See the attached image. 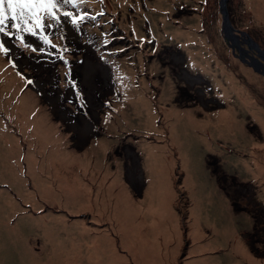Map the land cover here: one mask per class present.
I'll use <instances>...</instances> for the list:
<instances>
[{"label": "rangeland", "instance_id": "obj_1", "mask_svg": "<svg viewBox=\"0 0 264 264\" xmlns=\"http://www.w3.org/2000/svg\"><path fill=\"white\" fill-rule=\"evenodd\" d=\"M253 2L228 0L239 46L264 51ZM64 8L90 18L46 20L52 44L20 32L23 46L11 20L0 33V264H149L140 219L174 229L167 264L264 261V74L224 36L220 0ZM229 108L234 137L178 123Z\"/></svg>", "mask_w": 264, "mask_h": 264}, {"label": "bare ground", "instance_id": "obj_2", "mask_svg": "<svg viewBox=\"0 0 264 264\" xmlns=\"http://www.w3.org/2000/svg\"><path fill=\"white\" fill-rule=\"evenodd\" d=\"M157 1H162V0H157ZM228 7H229V4H228ZM252 7L256 13L255 17L260 16L261 18L264 19V4L261 1L254 0V2L252 3ZM231 19H232V17H231ZM240 38H241V36H239V40H240ZM182 39L187 40L186 38H182ZM235 39H238V38L236 37ZM238 52L240 53V55H242L239 50H238ZM254 54H256V51L254 52ZM245 56H247V55H245ZM204 61L206 62V60H204ZM168 87H170V85ZM235 90H236V92H239V93L241 91H244L243 88H240L239 86H237L235 88ZM226 112L222 113L219 117H216V119H212V117L200 119L193 113L192 110H190V113L187 112L184 115L182 113V115L178 118L180 120V122H178V123L183 128L185 127L184 128L185 131L191 128L192 132H195L196 134H198L197 131H200V130L201 131H207L208 127L214 126L216 128V130H218L217 132L224 135L225 137H234L235 136L234 133L236 132V128L240 127V123H239V121L237 119V115H235L233 109L229 108ZM259 112H258L259 114H257V117H264V106H262V109ZM175 115H176V119H177V114L175 113ZM183 119H185V120L182 121ZM188 119H190V121H188ZM263 119H261V121H263L262 123L264 126V120ZM231 127H233V128H231ZM204 135L205 136H200V135L199 136L202 138H205L207 136V133H204ZM173 143L175 144V142H173ZM261 145L263 146L264 142ZM262 148H263L262 151L259 150V152H258L256 150V152L260 156L264 155V147H262ZM212 150L219 152L218 150L215 149V147H212ZM258 159L264 165V160H263L264 158H258ZM59 187L61 188V186H59ZM59 187H58V190L60 189ZM86 190L84 193H86ZM43 192H44L43 193L44 197H50L49 195H47L45 193L44 190H43ZM80 194H82L81 191H80ZM107 198L110 199V196L108 195ZM85 199H86V201L84 203H86L87 205L93 206L95 204V203H93V200L90 199L91 201H89V196H86ZM209 201L211 202V200H209ZM140 221L144 225V227L146 228V231L148 232V236H146L143 239L141 238L140 239L141 241L138 244V246H139V248H142V250L146 253V258L150 259L151 262H149V264H167V261H169V258H171L176 253V248L171 250V247L169 246L170 242H168V241H171L173 239H176V237L173 234L174 229L173 230L169 229V230L165 231V234H164L163 230L161 228H159L158 225H155L156 221H154V220L148 221V219L147 220L146 219H140ZM154 225H155V228H154ZM80 228H84V227H80ZM176 228H177V226H176ZM85 229H87V228H85ZM141 231H142V229L140 226L138 228L134 229V232H136V233H140ZM159 235H163L164 239L160 238ZM226 238L229 240V242L236 241L238 243L239 248H242L243 244L246 246V248H248L245 241L242 240L243 241V243H242L241 239H239L238 237H237V239L235 237L231 238L230 234L227 233ZM95 241H96V239H95ZM95 241L92 242V245L95 243ZM101 241H102V239H101ZM163 243L167 244L165 246L166 249L163 247ZM176 244H177V241H176ZM92 248H93V246H92ZM228 252H229V250H228ZM244 252H246V251L244 250ZM231 253H234V251ZM229 258L232 260L231 261L232 264H237V263L238 264H249V262H250V264H264V261L259 260V259H257L258 261L256 259H251L250 261H247L246 259H237L235 256V253L233 255H231L229 253ZM188 264H190V263H188Z\"/></svg>", "mask_w": 264, "mask_h": 264}, {"label": "snow or ice", "instance_id": "obj_3", "mask_svg": "<svg viewBox=\"0 0 264 264\" xmlns=\"http://www.w3.org/2000/svg\"><path fill=\"white\" fill-rule=\"evenodd\" d=\"M84 2L85 0H0V33L9 37L14 35V33L7 30L8 21L11 20V27L17 30V39L22 45L24 38L18 35L20 32L35 36L38 31L41 33V39L48 44H52L49 34L44 33L45 21H48L47 27H56L61 24L63 17L73 27H79L81 23L90 18V14L87 11L73 12L65 10L64 6L72 5L73 8H76ZM103 14V11L97 13L100 16H103ZM23 46L31 47L30 45ZM10 51L11 49L3 41H0V53L7 57ZM32 51L36 52L37 49L32 48ZM39 51L43 52L44 49H39ZM18 75H21V73H18ZM27 83L31 84L32 81L28 80Z\"/></svg>", "mask_w": 264, "mask_h": 264}, {"label": "water", "instance_id": "obj_4", "mask_svg": "<svg viewBox=\"0 0 264 264\" xmlns=\"http://www.w3.org/2000/svg\"><path fill=\"white\" fill-rule=\"evenodd\" d=\"M220 10L223 17V32L224 36L228 39H230L232 45H236L238 50L241 52L242 55L240 57L243 58V60H246L248 64L253 65L257 70L259 68H262L261 72L264 74V51H262L258 44L254 42L250 37L248 38V42L251 44L250 47H253L256 51V54H254L255 51L252 52L251 49L239 46V34L236 32V29L233 25L230 10L228 7V0H220ZM238 39H235V38ZM247 55L250 58V61H248L246 58ZM260 71V70H259Z\"/></svg>", "mask_w": 264, "mask_h": 264}]
</instances>
